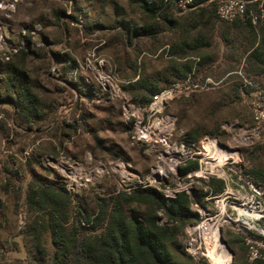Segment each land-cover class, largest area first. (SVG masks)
Instances as JSON below:
<instances>
[{
  "label": "rangeland",
  "instance_id": "obj_1",
  "mask_svg": "<svg viewBox=\"0 0 264 264\" xmlns=\"http://www.w3.org/2000/svg\"><path fill=\"white\" fill-rule=\"evenodd\" d=\"M169 18L174 21H153L135 0H0V264H36L52 255L49 231L37 250V214L27 200L44 183H61L72 195L69 227L76 210L97 213L99 197H120L127 211L148 214L153 205L122 193L145 186L167 198L185 192L201 220L170 223L177 231L169 248L187 264H218L207 225L219 217L227 264H239L244 255L251 260L259 251L254 242L264 248L251 238L264 237V180L255 175L264 176V140L246 139L264 67L245 58L250 32L212 18L210 6L170 9ZM152 21L160 26L155 35L128 38V26ZM28 40L30 52H20ZM180 46L187 56L171 54ZM198 58L202 63L195 64ZM184 64H192V72H184ZM10 67L36 95L27 117L3 99ZM189 76L191 84L208 76L214 82L186 89ZM174 83L172 94L153 104V96ZM187 132L199 139L190 142ZM188 158L199 168L182 175ZM210 178L224 183L221 194L207 191ZM248 205L263 215L239 216L237 207ZM156 214L159 223L167 221Z\"/></svg>",
  "mask_w": 264,
  "mask_h": 264
},
{
  "label": "trees",
  "instance_id": "obj_2",
  "mask_svg": "<svg viewBox=\"0 0 264 264\" xmlns=\"http://www.w3.org/2000/svg\"><path fill=\"white\" fill-rule=\"evenodd\" d=\"M135 1L153 21L160 19L174 21L169 18V10L175 8L164 0ZM210 16L218 19L212 6H210ZM153 21L142 26H128V38L131 40L135 35H155L160 26ZM233 24L250 32L251 37L244 50L247 62L256 64L259 69L263 68L264 21L258 24V29L249 22L237 20ZM28 48L29 40L25 44V49L19 51L28 54L30 52ZM173 53L180 57L188 55V52L181 46L177 49L173 48L171 54ZM200 59L198 58L195 64ZM192 69V64L183 65L184 72L190 73ZM21 74V71L15 67L5 70L3 78L6 81V88L3 99L10 103L19 114L27 117L28 113L35 111L37 98L31 86L20 78ZM136 76L139 77L138 74ZM157 91H159L157 87L150 89V96L144 99L141 104L150 103L151 96ZM187 135H189L190 142H196L199 139L198 134L193 132H187ZM198 168V160L188 158L180 166V173L186 175ZM255 175L264 180L262 173L258 172ZM217 181L219 186H213ZM256 185L260 186L259 183ZM207 186L209 188L207 191L211 195L221 194L225 187L224 183L216 178H210ZM262 189L264 191V184ZM122 194L124 195L123 199L130 198L153 205L155 207L153 213H131L126 210L125 203L120 197L113 200L99 197L97 213L93 215L81 214L79 210H76L72 215L69 227L67 225L69 212H71L72 195L63 184L44 183L29 192L27 194L28 206L37 214L32 224V236L37 250L43 249L41 234L44 231H49L54 246V251L48 260L36 264H187L169 248V243L174 240L177 231L169 224L184 225L189 221L199 222L201 220L200 215L190 209L189 196L185 192H180L177 196L167 198L153 186L134 188L129 193ZM158 210L167 219L163 224L159 223V216L156 214ZM99 228H102L101 232H96ZM244 231L243 235L250 236L252 234ZM251 238L255 241H264V237L261 236L254 235ZM254 243L259 251L257 250L251 260L248 259L249 255H244L239 264H264V248L258 247L256 242ZM180 251L187 258L191 257L184 250ZM208 256L211 259L210 253ZM205 264L208 263L205 261Z\"/></svg>",
  "mask_w": 264,
  "mask_h": 264
},
{
  "label": "built area",
  "instance_id": "obj_3",
  "mask_svg": "<svg viewBox=\"0 0 264 264\" xmlns=\"http://www.w3.org/2000/svg\"><path fill=\"white\" fill-rule=\"evenodd\" d=\"M177 10H194L204 6H212L215 9L217 18L225 22L243 21L257 26L264 21V0H164ZM190 76L185 81L186 89H204L208 84L213 83L211 77H207L202 83L191 84ZM178 87L174 83L170 88L155 94L153 104L162 102L172 94V91ZM257 87L256 98L252 103L253 122L250 128V134L246 136L249 142L264 140V89ZM262 189V188H261ZM262 193L264 191L262 189ZM263 215V214H262Z\"/></svg>",
  "mask_w": 264,
  "mask_h": 264
},
{
  "label": "bare ground",
  "instance_id": "obj_4",
  "mask_svg": "<svg viewBox=\"0 0 264 264\" xmlns=\"http://www.w3.org/2000/svg\"><path fill=\"white\" fill-rule=\"evenodd\" d=\"M163 102H164V99L162 102L160 101L158 103L162 104ZM167 126H169V125H167ZM225 153H227L228 155L229 154H231V155L235 154V152L231 151V150H225ZM241 204H243V203H241ZM244 204H246V203H244ZM251 207L253 209V206H251V205H248V209L237 207L239 216H241L245 219H248V220L259 219L262 215H258L256 213H254V210L253 211L249 210V208H251ZM221 220H222L221 217H219L214 222L209 223L207 225V231H208V236H209V242L211 241L213 244V253H214L215 261L218 264H227L229 262V255L226 252L227 247L225 246V243H224L223 239L221 238V230H220V225L222 222Z\"/></svg>",
  "mask_w": 264,
  "mask_h": 264
},
{
  "label": "water",
  "instance_id": "obj_5",
  "mask_svg": "<svg viewBox=\"0 0 264 264\" xmlns=\"http://www.w3.org/2000/svg\"><path fill=\"white\" fill-rule=\"evenodd\" d=\"M221 238L223 239L222 235H221ZM223 241H224V240H223ZM224 243H225V241H224Z\"/></svg>",
  "mask_w": 264,
  "mask_h": 264
}]
</instances>
